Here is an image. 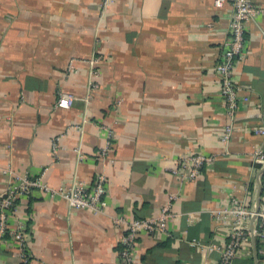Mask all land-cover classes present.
Here are the masks:
<instances>
[{
	"label": "crops",
	"instance_id": "crops-1",
	"mask_svg": "<svg viewBox=\"0 0 264 264\" xmlns=\"http://www.w3.org/2000/svg\"><path fill=\"white\" fill-rule=\"evenodd\" d=\"M101 2L0 0V170L35 176L48 167L45 180L54 187L92 183L99 173L108 180L103 213L41 191L20 199L31 257L24 261L16 244L0 240V264H121L127 226L114 218L156 216L169 200V232L139 239L135 264H219L231 230L214 211L232 197L256 208L264 179L253 157L264 147V135L254 132L264 128V15L248 22L245 56L232 70L240 101L231 119L215 70L230 0L222 7L215 0H114L105 12ZM94 56L98 62L67 71L71 58ZM60 92L77 97L71 108L57 107ZM228 124L234 129L224 144ZM106 128L113 142L104 155ZM62 134L54 155L52 140ZM191 154L215 156L195 181L172 172ZM6 185L0 172V194ZM248 229L263 235L246 240L232 264H264V219Z\"/></svg>",
	"mask_w": 264,
	"mask_h": 264
},
{
	"label": "built area",
	"instance_id": "built-area-1",
	"mask_svg": "<svg viewBox=\"0 0 264 264\" xmlns=\"http://www.w3.org/2000/svg\"><path fill=\"white\" fill-rule=\"evenodd\" d=\"M114 0H102L100 9L105 12ZM226 0H215L217 7H222ZM233 6V16L230 22L229 35L224 42L222 59L216 65L215 70L220 78L222 85V95L226 105V114L233 119L239 106L238 87L233 81L232 70L235 63L243 59L246 52V31L247 24L255 20L259 15H264V7L256 6L252 0H230ZM88 61L94 64L99 61L98 57H92L89 60L73 57L70 59L67 71H74L77 62ZM98 84L91 83L90 89L94 90ZM90 95L86 98L88 103ZM77 97L74 94L60 92L57 101V107L69 109ZM86 121V120H85ZM233 124L225 126V131L221 141L227 144L233 134ZM108 135L106 152L111 151L113 142V132L111 128H106ZM256 134L264 135V128H255ZM65 134L55 136L52 140V150L55 155L61 146V138ZM57 157V156H56ZM256 170L264 177V147H256L253 151ZM84 156L79 152V159ZM57 159V158H56ZM215 160L213 154H191L184 156L179 160V167L172 170L174 174L181 176L183 180L195 181L205 164L212 163ZM48 167H44L38 175L29 176L22 174L11 168H4L0 172L7 177L5 190L0 194V240L3 242L12 241L19 249L20 257L28 261L31 257L30 240L31 232L28 229V218L19 212V200L23 197L31 196L35 191H41L49 198H64L69 205L76 209L89 210L93 213H103L108 205V180L105 174L96 175L92 183H86L75 179L69 185L59 187L51 186L45 176ZM264 186V179L260 181ZM173 199V198H171ZM171 200L164 204L156 216L146 218H135L129 223L123 216L114 218L118 225L126 224V233L122 239V248L120 250L121 264H135V248L139 239L144 236H155L160 233L169 232V226L174 219L171 211ZM264 219V207L260 204L258 212L255 206H250L245 200L232 197L229 203L214 211V217L222 226L230 228L229 242L221 252L219 264H232L234 259L243 253L244 243L255 233L248 229V225L253 217ZM194 245H200V242H192ZM214 244L207 245L212 250Z\"/></svg>",
	"mask_w": 264,
	"mask_h": 264
},
{
	"label": "water",
	"instance_id": "water-1",
	"mask_svg": "<svg viewBox=\"0 0 264 264\" xmlns=\"http://www.w3.org/2000/svg\"><path fill=\"white\" fill-rule=\"evenodd\" d=\"M261 196H262V186H260V189H259V192H258V196H257V203H256V212L259 211L260 209V204H261ZM255 216L252 218V222L255 220ZM254 256H255V261L257 262L258 261V252L257 250H255L254 252Z\"/></svg>",
	"mask_w": 264,
	"mask_h": 264
}]
</instances>
